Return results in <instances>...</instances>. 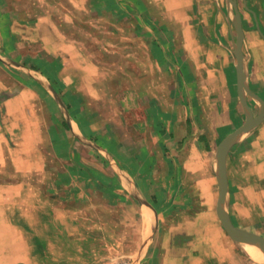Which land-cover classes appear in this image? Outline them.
I'll return each mask as SVG.
<instances>
[{
    "label": "crops",
    "instance_id": "0c3cea01",
    "mask_svg": "<svg viewBox=\"0 0 264 264\" xmlns=\"http://www.w3.org/2000/svg\"><path fill=\"white\" fill-rule=\"evenodd\" d=\"M152 1L156 8L137 25L139 54L126 47L124 83L109 88L120 96L105 129L102 116L81 105L80 90L69 89L64 97L76 96L72 106L65 100L74 118L69 133L66 111L53 105L51 88H41L51 75L0 63V188L2 178L48 168L56 145L62 161H73L57 173L60 195L40 206L35 223L45 230L10 264H115L121 256L134 264H257L218 215V148L264 116V0H236L237 9L231 0ZM226 167L228 202L237 191L257 206L264 117L232 142ZM90 194L105 200L85 203ZM0 203V222L10 223ZM69 224L80 231L70 233Z\"/></svg>",
    "mask_w": 264,
    "mask_h": 264
},
{
    "label": "rangeland",
    "instance_id": "374dc122",
    "mask_svg": "<svg viewBox=\"0 0 264 264\" xmlns=\"http://www.w3.org/2000/svg\"><path fill=\"white\" fill-rule=\"evenodd\" d=\"M151 2L153 1L0 0V63L17 73L46 71L51 75L52 82L41 80V88H51L53 105L60 104L63 111H66L67 116L63 113V121L69 133L74 124L71 111L66 107L67 98L64 97V93L69 89L74 93L76 89L80 90L81 105L85 106L90 114L96 110L102 116L100 123L105 129L112 124L110 107L112 105L114 115L120 96H110L109 88L119 87L124 83L122 77L125 49L132 48L134 54H139V49L135 48V42L141 35L137 25L140 26L142 14L146 9L151 12L156 8L157 5ZM67 101L72 106L73 102H76V96L68 97ZM56 146L51 154L47 153L50 158L47 160L48 168L39 167L38 172L22 175L17 179L2 178L5 185L0 188V200H3V216L10 218V223H6L4 218V224L0 222V228L3 224L5 230L3 232L0 229V264H10L12 258L26 251L25 248L28 249L35 233L40 232L39 227L42 226L40 229L45 230L40 222L35 223L36 216L43 212V207L40 206L49 194H53L54 198L60 195L56 182L57 173L62 164L63 167L66 165L65 167L69 166L71 169L70 164L73 162L69 160L67 165V161H62L58 154L60 146ZM92 146L91 138L86 137V152L90 151ZM80 183L84 187L92 183V179L88 183L85 182V185ZM96 195L98 194L85 196L84 202L98 198L105 200L103 196ZM242 195L240 192H233L232 201L228 206L232 221L238 228L264 237V207L259 206L264 200L260 197L262 192L257 193L256 199L259 203L255 207L250 197ZM69 200L76 198L69 195ZM89 226L90 224L85 225L86 233L93 231ZM222 226L225 233L229 234L223 224ZM68 231L75 234L80 230H77V225L69 224ZM237 245L244 251L247 259L264 264L249 255V245L238 242ZM123 257H118L116 262ZM20 259L23 262L16 264H24V259Z\"/></svg>",
    "mask_w": 264,
    "mask_h": 264
},
{
    "label": "water",
    "instance_id": "95a60500",
    "mask_svg": "<svg viewBox=\"0 0 264 264\" xmlns=\"http://www.w3.org/2000/svg\"><path fill=\"white\" fill-rule=\"evenodd\" d=\"M236 9L238 8L236 0H231ZM240 16V14L238 13ZM241 34V30H240ZM240 55V63L243 61V54L242 52L239 53ZM263 114L260 115V117L254 121H249L246 123L242 128L237 130L235 133L229 135L226 137L222 143L220 144L218 148V166H219V180H220V187H219V197H218V215L226 228L227 232L230 234V236L238 243L243 244H253L256 245L259 249H261L264 252V237L261 235H258L253 232H249L243 229L238 228L235 226L234 222L231 219L229 210H228V195H229V179L227 174V167H226V159H227V152L232 144L233 141H235L240 135H242L245 132H248L252 128H254L262 119Z\"/></svg>",
    "mask_w": 264,
    "mask_h": 264
},
{
    "label": "bare ground",
    "instance_id": "6f19581e",
    "mask_svg": "<svg viewBox=\"0 0 264 264\" xmlns=\"http://www.w3.org/2000/svg\"><path fill=\"white\" fill-rule=\"evenodd\" d=\"M246 245H249L247 248L250 255L256 257L259 260L264 261V252L261 249H259L256 245L253 244H246Z\"/></svg>",
    "mask_w": 264,
    "mask_h": 264
},
{
    "label": "built area",
    "instance_id": "2783aa9c",
    "mask_svg": "<svg viewBox=\"0 0 264 264\" xmlns=\"http://www.w3.org/2000/svg\"><path fill=\"white\" fill-rule=\"evenodd\" d=\"M115 264H134V261L131 258H125V257H123L122 259H120L119 261H117Z\"/></svg>",
    "mask_w": 264,
    "mask_h": 264
}]
</instances>
